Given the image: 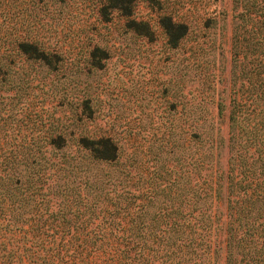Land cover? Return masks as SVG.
<instances>
[{"label":"rangeland","instance_id":"374dc122","mask_svg":"<svg viewBox=\"0 0 264 264\" xmlns=\"http://www.w3.org/2000/svg\"><path fill=\"white\" fill-rule=\"evenodd\" d=\"M235 12L233 0H0V139L30 147L19 152L68 157L79 156L81 138L112 140L116 162L83 165L69 178L95 205L91 218L103 217L106 198L122 188L135 197L147 186L181 184L191 167L196 175L189 163L198 140L189 134L210 118L225 173L228 104L240 81L246 87L232 60ZM166 18L185 27L174 44L182 30L166 33ZM18 42L35 50L22 54ZM57 136L62 148L42 146ZM167 199L158 192L152 204ZM214 235L216 264H223V227Z\"/></svg>","mask_w":264,"mask_h":264},{"label":"trees","instance_id":"16d2710c","mask_svg":"<svg viewBox=\"0 0 264 264\" xmlns=\"http://www.w3.org/2000/svg\"><path fill=\"white\" fill-rule=\"evenodd\" d=\"M233 3L232 60L238 78L244 69L246 87L240 81L228 104L226 172L217 168L220 140L210 118L189 134V141L198 140V156L191 154L189 163L196 164V175L191 167L181 184L147 186L135 197V189L122 188L106 198L103 217L91 218L85 215L95 205L83 202L69 178L83 165L116 162L112 140L81 138L75 144L79 156L68 157L19 152L30 147L0 139V264H216L219 226L223 264H264V0ZM161 21L166 33L172 26L182 30L174 44L184 25ZM29 48L35 50L25 42L16 45L22 54ZM222 107L216 104V118ZM62 143L57 136L42 146L52 151ZM158 192L168 199L154 206Z\"/></svg>","mask_w":264,"mask_h":264}]
</instances>
